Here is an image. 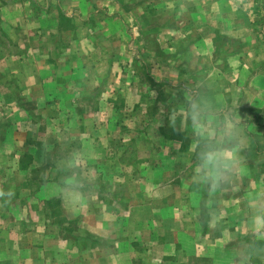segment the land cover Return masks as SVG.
Masks as SVG:
<instances>
[{"label":"crops","instance_id":"obj_1","mask_svg":"<svg viewBox=\"0 0 264 264\" xmlns=\"http://www.w3.org/2000/svg\"><path fill=\"white\" fill-rule=\"evenodd\" d=\"M33 3L39 10L46 9L42 18L47 16L52 22L56 10L67 16L68 10L79 11L68 20L79 25L78 39L81 29L85 32L84 42L87 28L81 26H87V16L83 15L99 6L93 0ZM6 7L4 2L2 13ZM31 18L38 29V20ZM62 33L63 38L68 35ZM39 35L42 39L38 33L27 34L25 39ZM21 37L16 38L18 42ZM75 37L68 35V39ZM41 52L42 56L29 53L27 61L19 50L0 52L20 66L0 71V77L8 71L6 76L12 79L0 81V106H13L15 120L6 123L0 117V264H264V241L252 238L246 211L247 203L264 193L262 99L249 108L234 104L238 101H233L232 92L225 96L224 105L234 108L247 140L243 179L239 191L210 193L193 183L196 140L187 107L198 93L189 100L178 97L183 106L162 108L157 115L154 111L153 122H167L159 121L157 129L142 134L131 130L136 135L130 141L141 142L138 157L123 161L122 154L129 147L115 144L110 153H116L117 159L111 155L104 160L109 151L97 144L102 136L96 130L88 134L83 108L87 103H104V70L85 59L81 64L78 58L87 59L86 54L74 53L78 64L70 66L68 61H56L49 50ZM112 52L110 57L120 54ZM238 55L237 70H249L250 77L254 76L250 84L264 87V63L248 62L247 52ZM159 95L163 92L155 96V103ZM29 105L35 106L34 114L28 112ZM207 105L222 110L217 101ZM231 115L225 109L220 117ZM76 140L79 146L74 152L86 166L76 164L79 175L71 178L68 174L60 181L56 176L63 173L52 171L55 167L49 155L71 151L69 143ZM146 151L147 157L140 154Z\"/></svg>","mask_w":264,"mask_h":264},{"label":"rangeland","instance_id":"obj_2","mask_svg":"<svg viewBox=\"0 0 264 264\" xmlns=\"http://www.w3.org/2000/svg\"><path fill=\"white\" fill-rule=\"evenodd\" d=\"M39 1L0 0V8L4 2L8 6L3 13L0 9V52L4 49L7 53L19 50V55L26 56L27 61L29 53L36 55L38 52L42 56L43 49L49 50L56 61H68L70 66L78 64L74 58L77 52L87 55V59L78 58L81 64L85 59L95 68L104 70V103L83 106L88 134L96 130V134L102 136L97 144L105 145L109 151L103 156L104 160H109L111 155L113 160L117 159L116 153H110L111 146L115 144L129 147V151L122 154L123 161L135 154L138 157L137 148L141 142L133 144L130 141L136 135L131 130L139 129V134H142V131L157 129L159 121L167 123L158 119L153 122L154 111L157 115L162 108L183 106L178 101L181 96L189 100L190 96L198 93L196 97L206 104L219 102L222 109H216L219 116L225 109L230 115L234 112V108L224 105L228 92L233 93V101H238L234 104L250 108L252 102L256 104L258 99H262L264 109V87L258 83L257 86L250 84L254 76L250 77L249 70H237L241 65L238 64V54L243 52L249 53V56L245 55L248 62L264 63V0H93L99 6L83 15V18L87 16V26H81L87 28L85 42L82 39L85 32L81 29L78 39L79 25H72L68 20V16H78L79 11L68 10L67 16L63 10H56V20L52 22L47 16L42 18L46 9L39 10L33 3ZM40 11L41 16L38 14ZM31 14L38 20V29L30 22ZM97 22L100 25L96 26ZM61 30L69 36L72 34V38L74 34L76 37L68 39L65 35L63 38ZM36 33L43 34L42 39L40 35L39 39H25L27 34ZM19 36H23V40L18 42L16 38ZM112 51L122 54L110 57ZM5 57L0 53L1 72L7 66L14 70L20 68L12 57ZM24 63L22 61L21 67ZM6 74L8 71L1 75L0 81L12 80ZM251 74L254 75V71ZM1 90L13 93L9 88ZM161 92L163 95H159L155 103V96ZM173 96L177 101L172 100ZM26 107L33 114L37 111L35 106ZM12 111L13 106L1 105L0 117L6 123H13ZM251 113L256 115L257 112L252 108ZM113 116L115 118L112 119ZM76 146H79L77 140L69 143L71 151L49 155L55 167L52 171H59V175L63 173L56 179L61 181L68 174L71 178L77 177L79 170L74 166L78 163L85 168L86 165H82L85 160L74 152L78 149ZM140 154L149 155L147 151ZM114 167L112 169L115 170Z\"/></svg>","mask_w":264,"mask_h":264},{"label":"clouds","instance_id":"obj_3","mask_svg":"<svg viewBox=\"0 0 264 264\" xmlns=\"http://www.w3.org/2000/svg\"><path fill=\"white\" fill-rule=\"evenodd\" d=\"M187 119L196 140L193 183L210 193L239 191L244 169L242 153L248 145L235 113L220 117L213 106L194 97L188 103ZM174 122L175 118H170V123ZM246 211L252 238L264 241V193L254 196Z\"/></svg>","mask_w":264,"mask_h":264}]
</instances>
